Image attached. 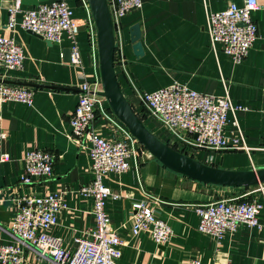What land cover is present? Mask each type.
<instances>
[{"label": "crops", "instance_id": "1", "mask_svg": "<svg viewBox=\"0 0 264 264\" xmlns=\"http://www.w3.org/2000/svg\"><path fill=\"white\" fill-rule=\"evenodd\" d=\"M56 0H22L23 10H32ZM252 15L259 39L248 57L235 63L221 45L214 49L207 30V16L225 10L229 5L241 6L244 0H142L143 7L121 21L123 60L115 58V69L121 89L134 110L144 117L146 127L165 143H172L169 133L153 117L141 114L137 91L151 93L179 83L200 93L223 96L228 90L235 107L228 115L225 135L240 139L246 149L222 152H195L202 163L226 170L264 168V0ZM12 0H0V35L12 36L23 47L24 67L20 71L0 69L4 81L41 85L34 90V104L0 101V148L10 160L0 164V246L14 242L11 224L18 198L24 195L66 193V209L59 216L51 234L61 238L65 247L75 248V238L96 227L92 213L93 198L83 196L81 189L93 179L92 161L87 149L74 141L70 116L75 111L80 90V71L64 59L70 43L50 44L21 28L7 29L8 8ZM75 18L81 21L78 43L83 71L92 78L100 72L94 63L87 25V12L80 1L72 3ZM140 25L144 56L137 57L131 42V28ZM20 86V85H18ZM55 87V88H52ZM237 123V124H236ZM94 127L101 136L111 138L112 128L101 116ZM57 155L53 176L30 186L21 185L23 160L30 150ZM104 184L120 199H110L106 212L116 226L130 223L132 205L145 199L149 192L165 202L158 217L167 222L173 235L166 245H156L147 235L133 238L128 228L121 230L124 242L119 264H189L200 259L205 264H264V210L260 214L262 230L242 226L237 234H228L218 246L215 239L198 229L199 217L193 206L218 199L249 194L260 200L251 189L208 186L176 174L155 158L141 157L139 164L123 174L110 173ZM26 264L39 262L26 249Z\"/></svg>", "mask_w": 264, "mask_h": 264}, {"label": "built area", "instance_id": "2", "mask_svg": "<svg viewBox=\"0 0 264 264\" xmlns=\"http://www.w3.org/2000/svg\"><path fill=\"white\" fill-rule=\"evenodd\" d=\"M80 1L86 9L90 46L94 63L99 62L97 32L88 0H56L32 10L22 9V0H12L8 8L7 29L21 28L52 44L70 43L71 64L80 71L79 100L70 116L74 141L87 149L92 161L91 183L81 189V194L93 198L92 213L96 227L88 229L75 238V248L65 247L61 238L51 234L58 224L59 216L66 209V193L48 195H24L16 201V214L11 224L14 242L0 246V264H26V249L47 264H119L124 242L121 230L128 228L133 238L147 237L156 245L170 242L173 230L158 217V209L165 204L155 195L144 192L145 199L132 205L129 222L116 226L106 212L110 199H120L105 186L110 173L123 174L141 157L151 154L131 135L125 125L114 115L108 101L99 95L103 91L100 72L92 78L83 71L78 36L81 21L75 18L72 3ZM116 37V56L123 60L121 21L130 13L143 7L142 0H108ZM259 9L257 0H244L241 6L229 5L225 10L207 16V30L211 45H221L223 52L235 63L244 61L259 39L258 27L253 13ZM23 47L12 36L0 35V69L20 71L24 67ZM34 90L28 87L0 84V101L34 104ZM141 114L155 118L170 135L173 144L191 156L195 152L239 151L246 149L242 134L240 139L225 135L228 115L241 108L235 107L228 90L223 96L210 95L174 83L155 92L137 91ZM103 117L112 128L113 136L105 138L94 127L97 116ZM237 124V123H236ZM197 136V138H195ZM7 138L0 134V140ZM192 157V156H191ZM10 160L9 154L0 148V164ZM57 155L42 150H30L25 154L24 174L21 185L30 186L53 176ZM260 200L243 201L249 194L230 199H218L194 205L199 217L198 229L213 237L219 246L226 235L237 234L247 226L262 230L260 214L264 210V185L254 187ZM189 264H205L193 259ZM227 264H232L230 261Z\"/></svg>", "mask_w": 264, "mask_h": 264}, {"label": "water", "instance_id": "3", "mask_svg": "<svg viewBox=\"0 0 264 264\" xmlns=\"http://www.w3.org/2000/svg\"><path fill=\"white\" fill-rule=\"evenodd\" d=\"M88 2L97 32L99 67L103 85V91L99 95L108 101L114 115L151 156L168 170L205 185L227 188H253L264 185V168L226 170L202 163L175 150L146 127L144 121L138 116L124 95L118 81L115 69V28L108 0H88ZM130 35L135 55L143 57L144 49L141 43L140 25H134ZM64 59L71 62V50L69 48L64 51ZM3 83L32 88L42 87L41 85L12 81H4Z\"/></svg>", "mask_w": 264, "mask_h": 264}, {"label": "trees", "instance_id": "4", "mask_svg": "<svg viewBox=\"0 0 264 264\" xmlns=\"http://www.w3.org/2000/svg\"><path fill=\"white\" fill-rule=\"evenodd\" d=\"M137 113V112H136ZM138 114V116L144 121V117H142L139 113H137ZM168 145H170L172 148H174L175 150H177V151H179V152H181V153H185L184 151H182V150H180L179 148H178V146H177V144H171L170 142L169 143H167ZM193 158H194V156L193 155H191ZM205 185V184H204ZM208 186H210V185H208ZM242 189H251L250 187H245V188H242ZM237 196H240V195H236V196H234V197H237ZM233 198V197H232ZM243 201H251V199H247V198H245V199H243Z\"/></svg>", "mask_w": 264, "mask_h": 264}, {"label": "rangeland", "instance_id": "5", "mask_svg": "<svg viewBox=\"0 0 264 264\" xmlns=\"http://www.w3.org/2000/svg\"><path fill=\"white\" fill-rule=\"evenodd\" d=\"M165 88V87H164ZM47 264V263H46Z\"/></svg>", "mask_w": 264, "mask_h": 264}]
</instances>
